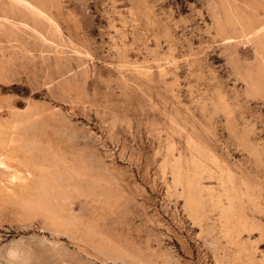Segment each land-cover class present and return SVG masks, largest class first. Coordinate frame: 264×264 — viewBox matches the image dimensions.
I'll use <instances>...</instances> for the list:
<instances>
[{
    "label": "rangeland",
    "instance_id": "374dc122",
    "mask_svg": "<svg viewBox=\"0 0 264 264\" xmlns=\"http://www.w3.org/2000/svg\"><path fill=\"white\" fill-rule=\"evenodd\" d=\"M56 1L43 2L47 17L35 18L0 0V117L25 141L43 142L38 157L88 172L87 183L68 180L67 187L91 186L60 202L61 217H74L68 228L27 213L20 201L0 203V264H264V210L245 198L254 226L230 239L217 209L201 219L185 210L181 186L162 168L179 153L190 159L192 137L225 163L239 190L255 186L264 208V63L229 22L242 14L263 24L264 0H251V8L242 7L247 0ZM176 123L184 129L172 135ZM209 179L203 182L219 190ZM6 246L19 248L17 261Z\"/></svg>",
    "mask_w": 264,
    "mask_h": 264
},
{
    "label": "bare ground",
    "instance_id": "6f19581e",
    "mask_svg": "<svg viewBox=\"0 0 264 264\" xmlns=\"http://www.w3.org/2000/svg\"><path fill=\"white\" fill-rule=\"evenodd\" d=\"M47 2L53 3L57 2L56 0H45ZM44 0H11V2L20 3L24 9H26L31 15L34 17L37 16L39 18H46L47 14L45 11H43V2ZM137 2V1H135ZM254 2V0H253ZM251 0L244 1V4L250 8L253 7L255 4ZM146 3V2H145ZM239 3V2H238ZM155 4V3H154ZM13 5V4H11ZM19 5V4H16ZM149 7L152 6L148 4ZM20 6V5H19ZM51 6V5H50ZM155 6V5H154ZM245 6V7H246ZM138 6H136L135 10L138 9ZM147 7V6H145ZM12 8V6H11ZM45 8V7H44ZM55 8V7H54ZM129 9V8H128ZM152 9V8H150ZM149 9V10H150ZM228 9V8H227ZM4 10V9H3ZM21 10V9H20ZM119 10V9H118ZM148 10V9H147ZM212 10V8H211ZM261 10V9H260ZM15 12V11H14ZM128 12V11H127ZM130 12V11H129ZM128 12V14H129ZM150 12V11H149ZM153 12V11H152ZM214 12V11H213ZM131 14V12H130ZM137 14V13H136ZM138 15V14H137ZM151 15V13H150ZM154 15V14H153ZM18 16V15H16ZM49 16V15H48ZM117 16H119L117 14ZM132 16V14H131ZM134 16V15H133ZM148 16V15H147ZM156 16V15H154ZM153 16V17H154ZM120 17V16H119ZM139 17V16H138ZM144 17V16H142ZM151 17V16H150ZM253 17V15H252ZM3 18V17H1ZM36 18V17H35ZM118 18V17H117ZM145 18V17H144ZM155 18V17H154ZM153 18V19H154ZM129 19V18H128ZM134 19V18H133ZM6 20V19H5ZM45 20V19H44ZM121 20V19H120ZM124 19L122 18V21ZM131 20V19H130ZM135 20V19H134ZM141 20V19H138ZM147 20V19H145ZM149 20V19H148ZM151 20V19H150ZM9 21V20H8ZM7 21V22H8ZM112 21V20H111ZM110 21V22H111ZM115 21V20H114ZM119 21V19H118ZM152 21V20H151ZM10 22V21H9ZM12 22V21H11ZM23 22V21H22ZM26 22V21H25ZM47 22V20H46ZM121 22V21H120ZM124 22V21H123ZM127 22V21H126ZM130 22V21H129ZM134 22V21H133ZM137 22V21H136ZM148 22V21H147ZM157 22V21H156ZM154 22V23H156ZM230 23H234L238 25L239 27V34L241 37L245 38L246 41L252 42L255 45L256 51L259 53L260 57L262 58V61L264 63V23L261 24L260 21L256 20L255 18L250 19L249 17L245 15H238L236 16L233 21L229 20ZM228 22V23H229ZM30 23V22H29ZM42 23V22H41ZM142 23V22H141ZM146 23V22H145ZM151 23V22H149ZM158 23V22H157ZM156 23V24H157ZM217 23V22H216ZM12 24V23H11ZM27 24V23H26ZM44 24V23H43ZM46 24V23H45ZM122 24V23H121ZM135 24V23H134ZM139 24V23H138ZM153 24V22L151 23ZM168 24V23H167ZM227 23L224 24L220 23V29H223L224 26ZM15 25V24H14ZM35 25V24H34ZM110 25V24H109ZM111 25H113V22H111ZM123 25V24H122ZM128 25V24H127ZM142 25V24H141ZM145 25V24H143ZM142 25V26H143ZM165 25V24H164ZM169 25V24H168ZM232 25V24H231ZM23 26V25H22ZM25 26V25H24ZM29 26V25H28ZM124 26V25H123ZM140 26V25H139ZM158 25H156L157 27ZM234 26V25H232ZM27 27V26H26ZM115 27V26H114ZM113 27V28H114ZM120 27V26H119ZM151 28V26L149 25ZM170 27V26H169ZM42 28V27H41ZM145 28V27H144ZM148 28V27H146ZM149 28V29H150ZM171 28V27H170ZM50 29V28H49ZM115 29V28H114ZM122 29V28H121ZM152 29V28H151ZM161 29V28H160ZM137 30V29H136ZM141 30V29H140ZM165 29L163 28V31ZM169 30V29H168ZM47 31L48 30L47 28ZM125 30H123L124 32ZM127 31V30H126ZM135 31V30H134ZM146 31V29H145ZM150 31V30H149ZM152 31V30H151ZM150 31V32H151ZM167 31V30H166ZM44 32V30L42 31ZM119 32V31H118ZM154 32V31H152ZM159 32V31H158ZM161 32V30H160ZM173 32V31H172ZM33 33V32H32ZM122 33V32H121ZM131 33V32H130ZM147 33V32H146ZM149 33V32H148ZM147 33V34H148ZM165 33V32H164ZM167 33V32H166ZM39 34V33H38ZM37 34V35H38ZM43 34V33H42ZM153 34V33H152ZM151 34V35H152ZM171 34V33H170ZM169 34V35H170ZM224 34V33H223ZM117 35V34H116ZM126 35V33H125ZM47 36V34L45 35ZM51 36V35H50ZM120 36V35H119ZM118 36V37H119ZM122 36V35H121ZM147 36V35H146ZM164 36V35H163ZM171 36V35H170ZM238 36V35H237ZM53 37V36H52ZM56 37V36H55ZM145 37V36H144ZM143 37V38H144ZM150 37V36H149ZM153 37V36H152ZM158 37V36H157ZM156 37V38H157ZM165 37V36H164ZM172 37V36H171ZM43 38V37H42ZM113 38V37H112ZM123 37H121L122 39ZM134 38V37H133ZM142 38V37H141ZM148 38V37H147ZM160 38V35H159ZM162 38V37H161ZM173 38V37H172ZM115 39V38H114ZM146 39V38H144ZM158 39V38H157ZM168 40V38H167ZM244 40V39H243ZM43 41V40H42ZM54 41V40H53ZM115 41V40H114ZM143 41V40H142ZM148 41V40H147ZM161 41V40H160ZM165 41V40H164ZM174 41V40H173ZM128 44V41H126ZM132 42V41H131ZM122 46L121 48H125ZM114 44V42H113ZM118 44V43H117ZM116 44V45H117ZM138 44V43H137ZM175 44V43H174ZM125 45V44H124ZM129 45V44H128ZM141 45V44H140ZM159 45V44H158ZM135 46V45H134ZM113 47H115L113 45ZM118 47V46H117ZM119 48V47H118ZM127 48V47H126ZM129 48V47H128ZM127 48V49H128ZM135 48V47H134ZM137 48V47H136ZM146 48V47H145ZM77 49V48H76ZM115 49V48H113ZM159 49V48H158ZM119 50V49H117ZM117 50L116 51L117 53ZM137 50V49H136ZM134 49V51H136ZM119 52V51H118ZM125 52V51H124ZM83 54V53H82ZM126 54V53H124ZM150 54V51H149ZM152 55V54H151ZM164 55V54H163ZM148 56V55H147ZM126 57V56H125ZM124 57V58H125ZM161 57V56H160ZM197 57V56H196ZM194 58V56H193ZM119 59V58H118ZM136 58H134L135 60ZM138 59V58H137ZM144 59V58H143ZM170 59V58H169ZM128 60V59H127ZM124 60V61H127ZM197 60V58H196ZM200 60V59H198ZM172 61V60H171ZM121 62V61H120ZM148 62V61H147ZM158 62V61H156ZM194 62V61H193ZM198 62V61H197ZM141 63V62H140ZM145 63V62H144ZM151 63V62H150ZM158 64V63H157ZM168 64V63H167ZM194 64V63H193ZM133 65V64H132ZM131 65V66H132ZM170 65V64H169ZM121 66V65H120ZM139 66V64H138ZM137 64L135 65V70L138 71L141 69V67H138ZM144 66V65H143ZM160 66V65H158ZM166 67V66H165ZM144 68V67H143ZM146 67V70H141L143 73L148 74L149 76V69ZM162 68V67H160ZM121 69V68H120ZM199 69V68H198ZM158 70V68H157ZM128 71V70H127ZM140 73L142 74V72ZM164 70L161 69L160 72H163ZM134 72V70L132 71ZM126 74V72L124 71ZM158 73V72H157ZM170 73V72H169ZM153 74V73H152ZM136 75V74H135ZM140 75V74H139ZM138 75V77H139ZM137 76V75H136ZM144 76V75H143ZM155 77V76H154ZM136 78V77H135ZM134 79V78H133ZM140 79V78H139ZM131 80V79H130ZM133 81V80H132ZM135 81V80H134ZM158 82V81H157ZM161 82V81H160ZM166 82V81H165ZM164 82V83H165ZM137 83V82H136ZM140 83V82H139ZM145 83V81H144ZM169 83V82H168ZM171 83V82H170ZM169 83V84H170ZM142 84V82H141ZM153 84V83H152ZM161 84V83H160ZM168 84V85H169ZM156 85V84H155ZM164 85V84H163ZM167 85V86H168ZM143 86V85H142ZM171 86V84L169 85ZM149 88V87H148ZM167 89V88H166ZM174 89V88H173ZM171 90V89H170ZM216 89H214L215 91ZM129 93V92H128ZM202 93V92H201ZM130 94V93H129ZM174 94V93H173ZM171 95V94H170ZM237 95V94H236ZM240 95V94H239ZM196 96V95H195ZM153 97V96H152ZM156 99V98H155ZM239 100V99H238ZM230 101V100H229ZM163 102V101H162ZM220 102L222 103V110L226 115V119H228L229 122H231L232 119H234L233 114L229 108V105L226 104L222 97H220ZM242 103V102H241ZM240 103V104H241ZM165 104V103H164ZM171 104V103H170ZM243 104V103H242ZM176 105V103H175ZM172 106V105H171ZM181 106V105H179ZM182 107H180L181 109ZM198 108V107H197ZM177 110V109H176ZM184 110V108H183ZM245 110V109H244ZM182 111V109L180 110ZM187 111V110H186ZM105 112V111H104ZM179 112V111H178ZM167 113V111H166ZM196 113V112H195ZM220 113V112H219ZM218 113V115H219ZM37 114L36 108H29L27 110V116L28 119H33ZM103 114V112H102ZM110 114V113H109ZM173 114V113H172ZM183 114V112H182ZM221 114V113H220ZM185 115V114H184ZM102 116V115H101ZM115 116V115H114ZM186 116V115H185ZM184 116V117H185ZM217 116V115H216ZM168 117V115H167ZM215 117V116H214ZM114 118V117H113ZM112 118V119H113ZM116 118V116H115ZM238 118V117H237ZM5 118L0 117V203L6 202L11 200L20 201V205L24 211L34 213L36 215H40L44 218L45 221L50 223V225H63L64 227L68 228L69 226L75 224L73 222L74 217H67L66 213L64 212L65 219L61 217V209L63 206H61V201L70 200L71 195L76 192L80 193L82 191L79 186L77 187H67V181L68 180H87L89 178V174L85 169H82L80 167H75L70 164V167H64V168H57L56 165H52V163L47 157V154H44L46 157H38L35 153V150H37L40 145L43 144L41 140H34L31 142L25 141L22 137V134L15 135L12 129L10 128L7 120H2ZM214 120V119H213ZM212 120V121H213ZM239 120V118H238ZM183 121V120H182ZM114 122V121H113ZM112 123V122H111ZM115 123V122H114ZM195 123V122H194ZM185 124V123H184ZM186 125V124H185ZM213 125V124H212ZM112 126V124L110 125ZM114 126V125H113ZM188 126V125H187ZM199 127V126H197ZM184 126L180 123H176L173 126H170L169 133L175 134H181L183 132ZM227 129V128H226ZM169 130V129H168ZM228 130V129H227ZM155 130H153L154 132ZM157 131V130H156ZM155 131V134H156ZM202 131V130H201ZM246 131V129H245ZM151 132V131H149ZM159 133V129L157 131ZM163 132V131H162ZM194 132V131H193ZM187 134V133H186ZM230 134V133H229ZM152 135V134H150ZM159 135V134H158ZM161 135V134H160ZM216 135V134H215ZM231 135V134H230ZM156 136V135H155ZM232 136V135H231ZM216 137V136H215ZM42 138V137H41ZM47 138V137H46ZM157 139V137H155ZM45 139V138H44ZM162 139V138H160ZM176 139V138H175ZM218 139V138H217ZM47 140V139H46ZM45 140V141H46ZM158 140V139H157ZM163 141V140H162ZM179 141V140H178ZM183 141V140H182ZM161 142V141H160ZM188 148L190 150V159L186 162L183 161L182 154L179 153L173 160H164L162 168L170 169L169 172L172 174V181L176 184L181 186L182 194L184 196V207L185 210L198 217V219H201L202 216H204L207 212L211 210L217 209V212L219 211L221 218L223 220V228L224 233L227 237L230 239H233L236 237L235 233L239 231L240 229L245 230L248 229L251 226H254V224L248 219L245 210V198L247 199V202L252 204L255 208H259L261 210H264L262 206V202L260 200V196L257 189L253 185H247L245 190H239L235 183H234V174L232 171L225 165V163L212 152L211 148H207L204 145L199 144L197 141H195L192 137H189L186 139ZM260 142V141H259ZM42 143V144H41ZM164 143V142H163ZM162 143V144H163ZM180 143V142H178ZM46 144V143H45ZM208 144V143H206ZM205 144V145H206ZM47 145V144H46ZM50 146V145H49ZM161 146V145H160ZM158 147V146H157ZM212 147V146H210ZM50 148V147H49ZM52 148V147H51ZM165 148V147H164ZM249 148V147H248ZM247 148V149H248ZM42 149V148H39ZM64 149V148H63ZM66 149V148H65ZM175 144L172 142L167 143V151L172 152L175 150ZM187 149V148H186ZM163 150V149H162ZM161 152V151H160ZM187 152V151H186ZM61 153V151H60ZM263 153V152H261ZM163 154V153H162ZM54 155V154H53ZM56 155V154H55ZM61 155V154H60ZM57 156V155H56ZM63 156V155H62ZM58 157V156H57ZM56 157V158H57ZM60 159V156L58 157ZM63 159V158H62ZM46 162L51 163V165L46 164ZM56 162V161H55ZM64 162V161H63ZM67 162V161H66ZM59 163V162H58ZM60 164V163H59ZM230 164V163H229ZM61 165V164H60ZM66 165V164H65ZM76 165V164H75ZM64 166V164H63ZM235 166V165H234ZM239 166V165H238ZM167 169V170H168ZM233 169V168H232ZM237 170V169H236ZM238 171L240 169L238 168ZM165 173V172H164ZM93 175V174H92ZM166 175V174H165ZM164 175V176H165ZM163 176V177H164ZM244 176V175H243ZM248 176V175H247ZM98 177V176H97ZM204 178H214L217 180L218 186L220 187L219 190H216L213 186H208L203 182ZM100 179V178H98ZM102 179V178H101ZM209 179V180H210ZM85 180V181H86ZM96 180V179H95ZM66 181V182H65ZM75 181V180H74ZM206 181V180H204ZM71 182V181H70ZM82 182V181H81ZM99 182V180H98ZM104 182V181H103ZM172 182V183H173ZM208 182V181H207ZM206 182V183H207ZM80 183V182H79ZM87 183V181H86ZM92 183V182H91ZM172 183H169L172 185ZM216 183V182H215ZM95 184H97L95 182ZM93 184L92 186H94ZM82 185V184H80ZM90 185V184H89ZM86 184V187L89 186ZM98 185V184H97ZM258 185V184H257ZM91 186V185H90ZM101 186V185H99ZM84 187V189L86 188ZM98 187V186H97ZM106 187V186H105ZM92 188L93 187H89ZM96 188V187H95ZM176 188V186H174ZM177 188H179L177 186ZM243 188V186H242ZM83 189V190H84ZM96 189H99L96 188ZM105 189V188H104ZM107 190V189H106ZM172 190V189H171ZM176 190V189H175ZM13 191V192H12ZM94 191V190H93ZM104 191V190H103ZM85 192V191H84ZM96 192V191H95ZM94 192V193H95ZM82 193V192H81ZM85 193H89L85 192ZM84 193V194H85ZM93 194V192H91ZM83 194V195H84ZM98 194V193H96ZM95 194V195H96ZM179 194V193H178ZM80 195V194H78ZM111 195V194H110ZM78 197L77 195H75ZM75 196H73L75 198ZM81 196V195H80ZM88 196V195H87ZM86 196V198H87ZM92 196V195H91ZM105 196V195H104ZM102 197V196H101ZM73 198V199H74ZM98 198V197H97ZM96 198V199H97ZM183 198V197H182ZM72 199V200H73ZM85 199V198H84ZM106 198H103V200ZM95 200V199H94ZM93 200V201H94ZM109 200V199H108ZM207 200L212 203L210 210L206 208ZM64 201V202H65ZM113 201V200H112ZM64 202H62L64 204ZM97 202V201H95ZM107 202V201H105ZM104 202V203H105ZM16 203V202H14ZM18 203V204H19ZM90 203V202H89ZM109 203V202H108ZM107 203V204H108ZM12 204V203H10ZM67 205V204H66ZM64 207H68V206ZM20 207V208H21ZM3 209V208H2ZM63 210V209H62ZM70 210V208H69ZM62 212V211H61ZM258 212V211H257ZM71 213V212H70ZM73 213V212H72ZM215 213V212H214ZM69 212L67 213V215ZM249 214V213H248ZM73 215V214H72ZM263 216V215H262ZM203 223V222H202ZM219 225V223H218ZM57 227V226H56ZM204 227V226H203ZM65 228V230H67ZM77 228V227H76ZM205 229V227H204ZM77 231V230H76ZM85 231V230H83ZM82 232V231H81ZM90 232L89 230L87 233ZM259 232V231H258ZM85 233V232H83ZM252 233H254L252 231ZM71 234V233H70ZM75 234H77L75 232ZM222 234V233H221ZM250 234V233H249ZM82 235V234H81ZM212 235V234H211ZM86 236V235H85ZM88 236V235H87ZM77 237V236H76ZM82 237V236H81ZM80 237V239H81ZM78 238V237H77ZM258 238V237H257ZM85 238H83L81 241H83ZM92 238L90 237V240ZM228 239V238H227ZM263 239V237H262ZM88 240V237H87ZM88 240V242L90 241ZM238 240V239H237ZM251 240V239H250ZM86 241V240H85ZM252 241V240H251ZM87 243V241H86ZM89 244V243H88ZM93 244V243H92ZM243 245V244H242ZM9 246V245H8ZM7 248V246L5 247ZM235 248V247H234ZM1 250V249H0ZM7 254V257L11 261H17V259L21 256V251L18 247H8L5 249ZM2 251V250H1ZM109 251V250H108ZM258 251V250H257ZM2 256V255H0ZM4 256V255H3ZM236 257V256H235ZM2 258V257H1ZM218 258V257H217ZM5 259V257H4ZM7 259V258H6ZM217 260V259H216ZM224 261V260H223ZM97 262V261H96ZM227 263V262H226ZM64 264H66L64 262ZM225 264V263H224Z\"/></svg>",
    "mask_w": 264,
    "mask_h": 264
}]
</instances>
